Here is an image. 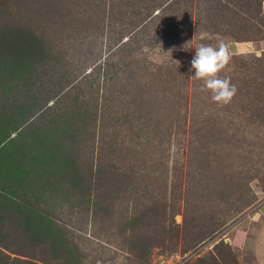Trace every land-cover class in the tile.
<instances>
[{
  "label": "rangeland",
  "instance_id": "rangeland-1",
  "mask_svg": "<svg viewBox=\"0 0 264 264\" xmlns=\"http://www.w3.org/2000/svg\"><path fill=\"white\" fill-rule=\"evenodd\" d=\"M97 2L66 0L62 10L59 4L57 11L85 18L94 14L92 4L97 6ZM16 3L12 14L19 25L30 24L33 29L41 26L43 48L34 54H21L27 67L15 73L10 69V57H0V113L7 112L3 120L9 116L28 117L17 120L19 125L11 124L16 126L9 134H5L0 122V177L2 180V173L12 168L11 161L13 166L24 161L27 171L35 172L38 167L46 173L29 175L33 186L24 196L20 194L21 201L8 203L0 199L10 209L9 214L16 213L21 226H24L25 214L31 216L33 224L38 221L43 224H40L41 239L33 238L35 245L41 241V248H26L35 255L1 247L10 256L8 261L14 263L15 257L19 259L15 264H254L250 246L240 245L237 234L258 223L251 217L257 204L264 200V122L260 120L264 117V31L260 37L252 34L257 39L244 40L251 32L247 26L240 33L237 29V39L253 44L238 53H230L227 48L231 59L219 75L230 78L237 88L230 103L214 102L211 92L203 87L204 82L193 77L195 71L191 68L195 48L219 47L221 43L227 47L235 39L220 33H230L232 23L241 25L244 19H249L250 11L245 10L242 1L226 3V10L223 5H217V0L170 3L166 0L152 14L147 15L145 11L136 17L132 24H142V27L133 28L127 21L129 14L120 16V1L110 0L115 9L106 24L102 23L99 28L90 23L83 29L70 23L45 29L46 0ZM251 4L255 12L258 2L252 0ZM214 5L218 9L212 8ZM123 21L126 23L121 26ZM128 38L126 45L118 46ZM73 46L80 48L79 54H73ZM91 50L93 58L101 63L109 62L110 67L109 73L104 66L87 77L86 83L93 84L90 94L85 89L76 100V91H72L61 111L50 109L40 113L38 105L29 106L48 86L62 89L70 68L54 73V67L70 60L84 68L90 64L85 53ZM59 57L57 62L55 58ZM105 73L108 75L104 76ZM40 81H44L41 90L36 88ZM17 102L24 103L23 115L18 110L13 112ZM119 110L131 111L136 116L147 114L163 134L149 141L145 137L139 139L140 145L144 142L153 145L145 156L138 153L139 168L132 150L127 153L117 149L116 155L133 159L137 174H144L137 177L140 184L130 190L126 200L120 198L114 203L108 218L112 226L104 227L113 245L102 251L94 238L100 237L101 227L107 221L102 223L95 210L94 185L84 186L77 178L82 176L81 169L90 163L93 166L97 157L101 141L99 115L106 116L107 120L108 113L116 117ZM251 110L260 115L249 124L245 117ZM83 118L86 120L81 122ZM89 119H93V127L92 123L87 124ZM94 123L97 134L90 139ZM124 127L125 122L121 132ZM66 134L73 140H63ZM2 137L7 139L3 138L2 142ZM137 139L130 138V144L125 142L124 146L132 149ZM50 150L65 152L58 154L54 161L44 153ZM89 151H95L96 157L94 153L88 155ZM88 159L91 162H85ZM155 176L159 177L155 179ZM26 196L30 204L23 203ZM9 214L3 218L5 225ZM259 221L264 223L262 218ZM170 222L178 230L174 247L169 239ZM7 228L2 236L16 248L10 238L21 239L19 230L8 225ZM121 228L130 231L133 238L139 235L147 240L156 238L153 241L157 243L145 256L127 253L125 246L122 245L124 251L120 249ZM50 242L57 243L58 252L51 249Z\"/></svg>",
  "mask_w": 264,
  "mask_h": 264
},
{
  "label": "trees",
  "instance_id": "trees-1",
  "mask_svg": "<svg viewBox=\"0 0 264 264\" xmlns=\"http://www.w3.org/2000/svg\"><path fill=\"white\" fill-rule=\"evenodd\" d=\"M65 1L60 4L61 0H46V3L44 4L43 12H45V20L47 21V23H46V27L43 26V28L46 29V28H51V26H53L54 29H57V28H61L60 26H63L66 23H70L72 26L74 25L82 26V29L84 27L87 28V26L91 23L92 27L94 26L100 28L102 23H104V25L106 24L105 23L106 19L109 18V15L112 14L115 9V7L111 6L110 0H98L96 4L97 6H94L92 4V9H93L92 13L94 14L92 15L90 14L87 17L83 18L81 15H72L71 13L70 15H68V11H66V13L62 12L61 10L63 8ZM82 1H84L85 4H89L90 1L93 0H82ZM119 1L121 3L120 5L122 6L120 8L121 11L120 16L123 17L126 16V14H129L130 19L127 20L129 21L128 24H131L133 28L135 26H139L138 28H141L142 24H138V23L132 24L135 21L136 17H140V15L141 14L143 15L145 11H147V15L152 14L153 10L156 7H158V5H160V2H165L166 0H119ZM167 1L170 3L172 1L176 2L177 0H167ZM222 1L224 2L222 3L220 0H217V5H223V7L226 10L228 8V4L226 3L231 4L233 2V0H222ZM241 1H242V6H245V10L250 11L248 16L249 19H244V24L241 25H236L235 23H232V27L230 28V33L226 31L220 34L222 36L230 35L233 38H235L234 41H240L241 38L237 39L238 33L236 31L238 29L240 33V30L241 29L246 30L245 26H247V30L248 32H251V34H246L244 40L257 39L256 37H253L252 34L259 35L260 37L261 31H264V12L262 10L263 0H255L256 2H258V7L257 10H255V12L253 11L252 8L253 7V5L251 4L252 0H241ZM16 2H20V0H0V57L4 55H8L10 57L9 59L10 69L11 72L14 73L18 69H24L27 67L25 63L26 60H23L21 54H23L24 52L26 54L28 53L34 54L39 50L40 47H42V42L40 39L43 34L39 32L41 30L40 29L41 26L39 24H38L39 27L36 29H33L32 25L30 26V24L27 25L18 24L19 20L17 21V18H15L14 15L12 14V9H14L13 5L17 4ZM36 2L40 3V0H36ZM59 4L61 5V10L57 11L60 6ZM253 4H255V2ZM166 7L169 6H165L164 8ZM127 8H130L128 12H127ZM212 8L218 9V6L214 5ZM218 13L219 11L215 12V15L210 19L212 20V18L216 17ZM116 16L117 15H115V17ZM74 18L77 19V22L73 21ZM248 21H251V23ZM124 22L125 21L121 23V26L123 25ZM16 25H18L19 27L18 28L15 27ZM112 25L113 24L110 23L107 24V26H111V27ZM128 40L129 38L122 41L118 46L126 45ZM224 45L226 46V44ZM72 49H73L72 51L73 54H79L80 52L79 47L73 46ZM57 53L60 54V56L63 55L60 52ZM85 55L86 57H89L90 64L86 65V67L84 68L77 67L78 65L72 64L70 60H66V62L63 63L62 65L60 64L62 67L61 66L54 67L52 69L54 73L63 72V70H65L66 67H68V69L70 68L69 72H67V77H64L65 81L63 82L64 85H62V89H58L56 86H52V85L48 86L44 90V92L41 95H39V97L35 98L36 100L31 101L29 106L38 105L41 111L40 113L44 111L45 112L49 111L50 109H53L55 111H61L62 106L65 104L64 100L66 99V97L71 95L72 91H76L74 95L76 100H78V98L83 94V91L85 89H87L88 93L90 94L93 84H91L90 82L88 84L86 83L87 77H89L93 72L98 73V71H100V69L104 66H105V72L106 70L108 72L109 70L108 67H110V63L109 62L101 63L99 59L96 60L95 58H93L92 50L89 51L88 54L85 53ZM60 58L61 57H59V59L58 58L55 59H57V62H59ZM68 75L71 76L68 77ZM107 75L108 74L105 73L104 76ZM43 82L44 81H40V83L36 86V88L40 89L44 85ZM2 107H6V105L2 104ZM23 107H24L23 102H17L15 103V106L12 107L14 108L13 112L18 110L20 115H23L24 114V112H22L24 110ZM122 111L123 110L117 111L118 116L116 115V117L111 116L108 113L107 120H106V116L102 117L101 115H99L98 136L101 141L99 140L100 145L97 150L98 152H96L97 157L95 156V151L94 152L89 151L88 155L92 156V153H94V157H96L94 158L93 166H91V163L87 165L85 164L86 166H84V168L81 169L82 172L81 178H77V181L79 180L81 184H85L84 186L94 185L95 210L97 214H99L98 218L101 219L102 223L107 221V223L105 222L103 224V228L101 227L102 231H100V237L97 236L94 238L96 239V245H98V248H100L102 251L109 250V247L113 245V243L111 242V237L108 235L109 233L108 234L106 233V230L109 228V226H112V221H109L108 218L113 213L114 203L116 202V200L120 198H122V200H126L127 196L130 194V190L137 188L136 187L137 184L138 185L140 184V182H138L139 180H136L137 177L140 178L144 174V173L137 174L138 170L137 168H135L134 164L132 163L133 159L129 160L120 155H116L117 149L121 148L123 149V152H127V153H131L132 150V153H135V158L137 159L138 153H141L140 156L142 155L145 156L149 148H153V145H146V142H144V145H140L139 139L145 137V140L149 141L151 137L158 136L160 133L163 134L162 130L154 126V124L151 121V118L148 117L147 114L136 116V114H134L131 111H126V112L123 111V113L121 114L120 112ZM247 112H249V114L246 115L245 118L247 119L246 121L249 124L255 121L254 119L255 116L260 115V113L256 114L252 112V110ZM6 113L7 112L0 113V122L3 124L2 128H5L4 129L5 134H9V132H12L15 129L16 125H11V124L18 123L19 120H23L24 118L26 120L28 118V117H24L17 119V118H13L12 116H9L4 121L3 117ZM121 118H123V120H121ZM260 118H262L260 120L264 122V117H260ZM84 120L86 119L85 118L81 119V122H84ZM136 120L137 122L135 123ZM92 121L93 119L92 120L89 119L86 122L87 124H91ZM122 121L125 122V127L123 129L124 134L123 132H121V126L123 125ZM95 123H94V129L90 130L89 132L90 139L93 138L95 134H97L95 133V126H96ZM19 124L20 123H18V125ZM92 127H93V123H92ZM6 137L11 138L9 137V135L8 136L6 135ZM3 138L4 140L7 139L5 137H2V142H3ZM130 138H134V139L138 138L136 140L135 145L132 146V149L124 146L125 142L130 144V141H128ZM63 140H73V138L69 137L66 134ZM156 146L157 145L155 144L154 148H156ZM79 147L80 144L78 143V148ZM64 152L65 150H61L58 152H56L55 150H50L44 153L49 154V156L55 161L57 159L58 154L63 155ZM10 158L12 159L13 157ZM144 159L145 158H141V161L142 160L144 161ZM85 162H91V160L88 159ZM134 162L135 165H137L139 168L140 162L138 161V159ZM13 164L14 161H11L10 165L12 168H10L9 171H6L8 173L6 172L2 173V175H4V178L2 180L0 177V199L2 198L3 200H5V202L8 203H14L16 199H19V201H21L22 199H20V194H23L24 196L27 192V189L33 186V181L29 179L30 174L42 173V172L43 174L46 173L44 171H40L41 169H39L38 167H36L35 172L27 171V169L23 165L24 161L19 162L18 166H13ZM120 169L123 170V172L118 171ZM145 170H147V168ZM92 172H94V174ZM158 177L159 176H155V179ZM146 184L147 187L148 183ZM23 203L30 204V200L29 198H27V196L23 201ZM150 210L153 212L158 211L157 209L156 210L150 209ZM9 211L10 209L5 208L3 202L0 201V224H1L0 264H15L16 262L19 261V259L15 257L12 258L14 263L8 261L10 256L6 254L3 250H1V247L9 248L10 250H15V252L18 253H25L24 250H26V248H30L32 250H36V248L38 247H39L38 249L41 248V241H39L37 245H35L33 244V240H34L33 238L37 236H39L40 238L42 236V232H43L41 226L43 225L42 222L38 221L36 225L33 224L34 222L32 221L33 219L31 218V216L29 215L28 217L24 212L25 214L24 222H23L24 226H21V222L16 217V213L9 214L8 213ZM43 212L46 213L47 215H50L51 217H55V215H53V213L51 212L50 214L49 212H45V211ZM7 213L9 214V221L5 225L3 223V218L5 219L7 217L8 215ZM172 223L170 222L169 239L171 240L172 247H174L177 245V241H178V233H177L178 230L177 228L175 229V225H172ZM7 225L13 227L14 229L19 230L18 232L20 233L19 236L21 237V239L17 238V241H14L16 237L10 238L13 244L16 243V248L10 246L7 241L8 239L2 236L4 234V231H7L8 229ZM104 227L107 229H104ZM32 232L34 233V235L32 234ZM119 233L122 238L120 241L121 248L120 247L118 248L124 251L122 245L125 246L127 253L137 252L141 256H145L150 252L153 245L157 243L153 241L156 238L147 240L140 235L138 237L133 238L131 232L130 231L126 232L124 228L123 229L121 228ZM50 244L52 246L51 249H56L55 251L58 252L57 251L58 249L56 247L57 243L50 242ZM50 244L47 243V246ZM26 252L27 254H32L33 256L35 255L33 253H29L30 251L28 252L26 250Z\"/></svg>",
  "mask_w": 264,
  "mask_h": 264
},
{
  "label": "clouds",
  "instance_id": "clouds-1",
  "mask_svg": "<svg viewBox=\"0 0 264 264\" xmlns=\"http://www.w3.org/2000/svg\"><path fill=\"white\" fill-rule=\"evenodd\" d=\"M230 59L227 47L221 43L219 47L201 45L195 48V55L191 60V68L195 71L193 77L204 82L203 87L211 92L212 100L218 104L230 103L237 93L230 78L219 75Z\"/></svg>",
  "mask_w": 264,
  "mask_h": 264
},
{
  "label": "crops",
  "instance_id": "crops-1",
  "mask_svg": "<svg viewBox=\"0 0 264 264\" xmlns=\"http://www.w3.org/2000/svg\"><path fill=\"white\" fill-rule=\"evenodd\" d=\"M262 10L264 12V1L262 2ZM253 43L251 41H229L227 43V48L230 53L241 52L244 48L251 46ZM262 218L264 220V200L257 204L251 220L258 221V223L247 230H241L237 234V240L239 239L240 245L249 247L252 250L254 264H264V223L259 221Z\"/></svg>",
  "mask_w": 264,
  "mask_h": 264
}]
</instances>
